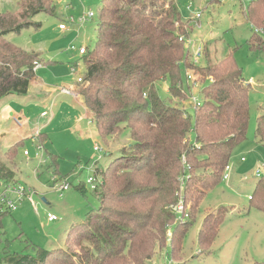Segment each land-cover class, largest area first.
Listing matches in <instances>:
<instances>
[{
    "label": "trees",
    "instance_id": "obj_1",
    "mask_svg": "<svg viewBox=\"0 0 264 264\" xmlns=\"http://www.w3.org/2000/svg\"><path fill=\"white\" fill-rule=\"evenodd\" d=\"M41 11L53 14V1L17 0L14 9L0 12V99L25 96L35 65H44L38 53L6 38L27 25L38 28L31 19ZM242 14L250 28L263 26L264 0H249ZM192 29L175 0L100 1L94 48L80 55L84 86L79 94L103 141L126 128L132 142L105 168L94 169L91 190L98 208L70 224L63 246L27 242L28 249L4 251L2 264H146L156 246L164 247L170 226L171 256L182 247L201 199L219 182L232 149L246 138L250 119V83L233 52L213 63L204 47V63L193 64L180 40ZM247 43L264 53L261 36L252 32ZM181 67L195 71L202 84L193 123L183 105ZM166 79L170 97L164 100L157 85ZM254 137L264 143V113L255 118ZM18 144L5 151L6 161L13 163ZM49 158L48 169L58 172L56 154ZM13 171L0 162L1 188L15 184ZM76 189L85 195V183ZM180 197L187 217L174 223L170 206ZM249 202L264 212V178L256 181ZM225 211L221 207L203 217L197 232L202 249L217 236Z\"/></svg>",
    "mask_w": 264,
    "mask_h": 264
},
{
    "label": "rangeland",
    "instance_id": "obj_2",
    "mask_svg": "<svg viewBox=\"0 0 264 264\" xmlns=\"http://www.w3.org/2000/svg\"><path fill=\"white\" fill-rule=\"evenodd\" d=\"M16 1L0 0V11L14 9ZM52 1L53 14L41 11L31 19L39 24L38 28L31 24L18 33L6 35L14 45L38 53L44 65L35 68L39 70L25 97L7 101L5 107L18 112L21 108L23 117L17 118V114L10 115L5 110L0 114V161L14 170L16 185L32 190V201L23 197L13 209L0 203V264L4 251L20 252L27 248V242L46 248L63 246L70 224L85 218L90 209L98 208L87 178L93 176L96 167L105 168L111 159L120 155L121 148L132 142L126 128L115 138L103 141L79 94L84 86L78 82L84 64L78 49L94 48L101 0ZM175 1L183 18L193 25L189 39L206 47L207 59L214 63L233 52L242 75L250 83V119L246 138L232 149L229 157V178L221 177L201 199L199 212L183 237L182 247L171 256L170 226L164 247L156 246L154 256L146 264H264V212L251 207L249 202L256 181L264 178V143L254 137L255 118L264 113V53L251 50L247 43L252 32L242 11L249 0H220L213 4H208V0ZM89 10L95 16L79 21ZM60 23H64V29L59 28ZM71 66L75 67L74 72H70ZM188 73L193 75L195 83L188 80ZM180 82L186 93L183 105L193 123L194 99L202 101V84L195 71L184 67H181ZM168 86V79L157 85L159 96L164 100L170 97ZM61 88L74 91L77 97L60 95ZM10 102L13 103L9 105ZM42 111L46 112L42 114ZM189 139L193 141L192 133ZM15 142L19 144L12 163L6 161L4 151ZM52 153L57 156L59 173L48 169ZM56 175L68 181L69 188L62 195L49 188ZM81 183L86 185L85 195L76 189ZM221 207L226 211L218 234L210 246L202 249L197 241L202 219ZM48 212L58 220L48 221Z\"/></svg>",
    "mask_w": 264,
    "mask_h": 264
},
{
    "label": "built area",
    "instance_id": "obj_3",
    "mask_svg": "<svg viewBox=\"0 0 264 264\" xmlns=\"http://www.w3.org/2000/svg\"><path fill=\"white\" fill-rule=\"evenodd\" d=\"M58 2L60 3V0H58ZM188 10H190V5L187 7ZM95 14L94 12H92L91 10H89L88 12L84 13L80 18L79 21H85L87 19H90L92 17H94ZM200 14L199 12L196 13L195 18H199ZM71 21H74L73 19H71ZM195 25H198V22L195 21ZM59 28L64 29L65 25L64 23H60L59 24ZM252 30V32L254 34H257L259 36H261L262 38H264V25L263 26H251L250 28ZM183 40L184 45L186 47V50L188 52V58L189 61L192 62L193 64H199L200 60L203 58V54H204V46L202 45L201 42L199 41H192L189 39V37H182L180 38V40ZM73 48V47H72ZM86 52V48L80 47L78 49V54H83ZM36 67H40V64H36L34 67V70ZM75 71V67L71 66L70 67V72H74ZM187 78L188 80H191L193 83H195L194 77L192 74L188 73L187 74ZM78 82H81V78H78ZM62 94L71 96V97H77V94L69 89H65V88H61L60 92ZM194 106H197L200 102L196 101L194 99ZM94 151L97 149V146L95 145L93 147ZM24 155H28L27 151H24ZM100 156V155H99ZM230 170V166L227 164L224 167L223 170V174H222V179L227 180L229 178V174L228 171ZM256 176L259 177V173L258 171L256 172ZM58 177L54 176L52 178V183L51 185H49V188L52 189L54 192H58L60 195H62L63 191L68 190L69 185L68 183L63 180H57ZM86 183L90 186V189H94L96 186V182L94 181V179L90 176L89 178H87ZM183 184V183H182ZM2 191L0 192V203L1 204H5L10 208H15L17 201L21 200L23 197H27L30 201H32V190L31 189H24L23 187H21L20 185H16V184H11L8 185L6 188H1ZM171 207V206H170ZM172 211L174 212V214L176 215V221L182 222L185 220V217H187V213L185 211V207L183 204V198L180 197L179 200L177 201V203L175 205L172 206ZM46 218L48 221H56L58 220L57 216L53 213H47L46 214ZM174 222V223H175Z\"/></svg>",
    "mask_w": 264,
    "mask_h": 264
},
{
    "label": "crops",
    "instance_id": "obj_4",
    "mask_svg": "<svg viewBox=\"0 0 264 264\" xmlns=\"http://www.w3.org/2000/svg\"><path fill=\"white\" fill-rule=\"evenodd\" d=\"M3 1H5V2H9V0H3ZM17 2V1H16ZM1 5V4H0ZM0 12H2V11H0ZM41 67V66H40ZM41 68H43V66L41 67ZM40 68V69H41ZM39 70V69H38ZM38 70H36L35 71V73L38 71ZM31 83V82H30ZM60 94V93H59ZM60 95H65V94H60ZM66 96H68V95H66ZM12 97H17V98H21L20 96H17V95H14V94H11V95H8V96H6V97H4V98H2V99H0V114L1 113H3V111L5 110L6 112H7V114H10V115H15V114H17V118H21V116L23 117V110L20 108L19 109V112L17 111V110H12L13 108L12 107H9V109L8 108H6L5 106H6V104H7V101H8V99H13ZM23 97H25V96H23ZM70 97V96H69ZM74 99H76V98H74ZM13 102H10L9 103V105L10 104H12ZM9 110V111H8ZM43 112H46V111H42L41 113L43 114ZM46 115V114H45ZM23 120V119H22ZM4 153H5V151H4ZM5 157V156H4ZM0 162H4V161H0ZM77 221V220H76ZM58 246V245H57ZM59 246H61V245H59Z\"/></svg>",
    "mask_w": 264,
    "mask_h": 264
},
{
    "label": "water",
    "instance_id": "obj_5",
    "mask_svg": "<svg viewBox=\"0 0 264 264\" xmlns=\"http://www.w3.org/2000/svg\"><path fill=\"white\" fill-rule=\"evenodd\" d=\"M43 200H44V198H43Z\"/></svg>",
    "mask_w": 264,
    "mask_h": 264
}]
</instances>
